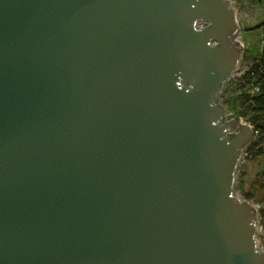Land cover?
<instances>
[{"label": "water", "instance_id": "95a60500", "mask_svg": "<svg viewBox=\"0 0 264 264\" xmlns=\"http://www.w3.org/2000/svg\"><path fill=\"white\" fill-rule=\"evenodd\" d=\"M240 31L229 0H0V264H264Z\"/></svg>", "mask_w": 264, "mask_h": 264}, {"label": "rangeland", "instance_id": "374dc122", "mask_svg": "<svg viewBox=\"0 0 264 264\" xmlns=\"http://www.w3.org/2000/svg\"><path fill=\"white\" fill-rule=\"evenodd\" d=\"M230 2L236 12L242 31V41L245 42L247 50L243 53L237 70L224 83L219 94V104L225 109L227 122L233 119H242L243 122L259 125L260 120L252 111L251 104H247L244 100L245 88L240 75L251 66L252 61L258 54L257 44H254V42L258 41L259 26L264 21V0H230ZM205 26H207L206 23L200 25L202 28ZM230 132L234 133L235 131ZM251 149L252 147H248L244 151L247 152L248 156L246 155L243 163L238 166L233 194L237 199L243 201V199H247L246 194L251 193L253 196L252 201L261 204L259 183L264 157L262 158L261 155L255 156ZM260 225L262 226V232L259 239L264 245V215ZM261 248L260 250L263 251L264 246Z\"/></svg>", "mask_w": 264, "mask_h": 264}, {"label": "built area", "instance_id": "2783aa9c", "mask_svg": "<svg viewBox=\"0 0 264 264\" xmlns=\"http://www.w3.org/2000/svg\"><path fill=\"white\" fill-rule=\"evenodd\" d=\"M259 27L260 28L258 30L259 31L258 41L254 42V44H257L256 46H257L258 54L256 58L252 61L253 63L251 64V66H249V68L245 70L244 72H242L240 75V78L242 79V82L245 88L244 95H245V98L248 100L247 104H250V103L253 104L255 98L259 99V97L264 102V21L260 24ZM236 41L242 45L243 53H244L247 50V46L245 42L242 41L241 34L236 38ZM253 108H252V111L254 112ZM258 118L260 120L259 125H254V123H250V122H243L242 119H240V121L243 125H247L251 127L255 132L254 137L252 138L250 143L245 147V149H247L250 146L256 145L255 149L257 151H260V150L262 151L261 157L263 158L264 157V113L263 115H261L260 113ZM258 126H260L261 129H258ZM244 151H243V155H242L239 165L243 163V161L245 160V156L246 155L248 156L247 152H244ZM259 194L262 200L261 204L259 202L254 203L252 201L253 199L251 198L243 199V201L249 202L255 208V211L257 213L256 241H257L258 248L260 250L262 249L261 247L264 246L263 242L259 239V235L262 232V226L260 225V223L262 222V217L264 215V163L262 164V170L260 173ZM262 252H264V249Z\"/></svg>", "mask_w": 264, "mask_h": 264}, {"label": "trees", "instance_id": "16d2710c", "mask_svg": "<svg viewBox=\"0 0 264 264\" xmlns=\"http://www.w3.org/2000/svg\"><path fill=\"white\" fill-rule=\"evenodd\" d=\"M245 100V102H248V100L245 98L244 99ZM251 104V103H250ZM251 106H252V108H253V110H254V112H255V114L257 115V116H259L260 115V113H261V115H263V113H264V102L261 100V98L259 97V99L258 98H255V100H254V102H253V104H251ZM256 129H257V127H256ZM258 129H261V127L260 126H258ZM255 146L256 145H254V146H250V148L252 147V152L254 153V155L255 156H257V155H261V153H262V151L260 150V151H257L256 149H255ZM246 197L247 198H252L253 196H252V194L251 193H248V194H246Z\"/></svg>", "mask_w": 264, "mask_h": 264}, {"label": "flooded vegetation", "instance_id": "af4514ba", "mask_svg": "<svg viewBox=\"0 0 264 264\" xmlns=\"http://www.w3.org/2000/svg\"><path fill=\"white\" fill-rule=\"evenodd\" d=\"M252 30V29H251ZM253 31V30H252ZM240 34H241V36H242V31H240Z\"/></svg>", "mask_w": 264, "mask_h": 264}]
</instances>
